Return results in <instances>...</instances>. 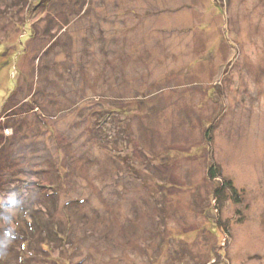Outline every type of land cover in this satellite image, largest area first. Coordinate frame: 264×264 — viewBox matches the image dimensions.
Listing matches in <instances>:
<instances>
[{"label":"rangeland","instance_id":"rangeland-1","mask_svg":"<svg viewBox=\"0 0 264 264\" xmlns=\"http://www.w3.org/2000/svg\"><path fill=\"white\" fill-rule=\"evenodd\" d=\"M2 91L1 264H264V0H0Z\"/></svg>","mask_w":264,"mask_h":264},{"label":"trees","instance_id":"trees-1","mask_svg":"<svg viewBox=\"0 0 264 264\" xmlns=\"http://www.w3.org/2000/svg\"><path fill=\"white\" fill-rule=\"evenodd\" d=\"M1 96H5L6 94L4 93V91H2V94H0ZM30 95H33V96H35L36 94H35V92H33L32 93V90L30 91V92H28V96H30ZM36 97V96H35ZM37 98V97H36ZM42 98V97H41ZM40 98V99H41ZM3 99H0V102L2 101ZM37 103H39L38 102V100L36 99L35 100ZM39 105H41V104H39ZM128 109H131L130 107H128ZM124 110V112L126 111V108H124V109H122L121 111H123ZM7 129H9V127H7ZM209 133V130L207 131V134ZM209 135V134H208ZM209 168H210V176H212V178H216V176H217V168L213 165V164H211L210 166H209ZM229 183H230V181H229ZM52 184V183H51ZM230 186L231 187H233V185L232 184H230ZM54 187V186H53ZM234 189V188H233ZM217 191V193H219V191H220V189H217L216 190ZM22 195V194H21ZM24 200H23V196H22V198L21 199H19V198H17V206H18V211H19V218L18 219H16L15 221H14V224L16 223V222H18V224H19V219H20V217L22 216V214H23V216L25 217L24 219H23V222L24 223H27L26 224V228H23V229H25V231L27 232V233H33V234H35V233H37V232H43L45 229H47L48 228V226L49 227H51V228H55L56 229V227H57V233L59 232V228H58V226H57V221H54V220H51V222H50V219H52L54 216L52 215V217H49V216H47V218L46 219H44V218H42L43 217V214H42V212H39L38 210H33V208H28L27 206H26V203L25 202H23ZM49 201H50V203H51V205L54 207L53 208V210H57L58 209V207H57V200H56V197L54 196V194L53 195H51V198H49ZM20 203H22L21 204V207H20ZM73 206H70V208H72ZM66 208H68V207H66ZM48 209L49 210H52V208H50L49 206H48ZM72 220V219H71ZM11 224V223H10ZM10 224H8V226H6V227H4V229H3V236L4 237H7V235L9 236V237H11V241L13 242V241H17L18 239H19V237H21V238H23L27 243H29V241H27V238L29 237L28 235L29 234H25V235H20V231L19 230H17V228L16 229H14L13 230V227L10 225ZM60 225H61V227H62V224L60 223ZM56 226V227H55ZM217 226L219 227V228H221L222 226H221V223H220V221H218V223H217ZM23 227V226H22ZM64 228V227H63ZM225 229H226V227H225ZM64 230V229H63ZM62 230V231H63ZM21 234H23V233H21ZM64 235H66V232L63 234V235H61V236H59V238H67L68 239V237H64ZM13 239H16V240H13ZM42 240V239H41ZM39 241L40 243H39V245H40V247H41V249L45 252L46 251V249H48L49 248V245H50V241H46V240H42V241ZM19 241H17V243H18ZM25 245H26V243H24ZM66 244V243H65ZM42 251V253H44ZM3 252H6V249L3 251ZM45 254V253H44ZM25 258V257H24ZM23 258V259H24ZM25 260V259H24ZM25 264L26 263V261H24V262H20V264ZM1 264V263H0ZM4 264V263H3Z\"/></svg>","mask_w":264,"mask_h":264}]
</instances>
